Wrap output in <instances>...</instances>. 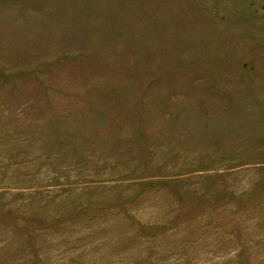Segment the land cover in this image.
<instances>
[{
  "label": "rangeland",
  "instance_id": "374dc122",
  "mask_svg": "<svg viewBox=\"0 0 264 264\" xmlns=\"http://www.w3.org/2000/svg\"><path fill=\"white\" fill-rule=\"evenodd\" d=\"M0 264H264V0H0Z\"/></svg>",
  "mask_w": 264,
  "mask_h": 264
}]
</instances>
